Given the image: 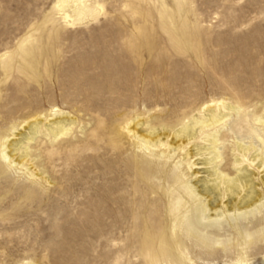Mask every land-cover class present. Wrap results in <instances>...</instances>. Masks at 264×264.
<instances>
[{
    "label": "rangeland",
    "instance_id": "1",
    "mask_svg": "<svg viewBox=\"0 0 264 264\" xmlns=\"http://www.w3.org/2000/svg\"><path fill=\"white\" fill-rule=\"evenodd\" d=\"M58 2L0 0V136L13 125L23 130L26 121L54 107L76 118L70 137L84 141L82 152L67 160L43 157L46 165L55 163L43 185L25 169L0 168V264H145L120 250L113 253L117 246L126 249L128 240L114 246L104 234L114 227L100 208L104 174L108 179L122 174L132 151L128 142L112 148L106 134L121 114L145 118L155 104L164 114L218 99L261 109L264 0H87L82 16L71 5L60 10ZM164 9L170 17L159 13ZM172 20L191 35L193 52L171 47L164 25ZM23 46L40 59L36 79L2 66ZM95 125L101 137H89ZM41 137L33 144L42 147ZM177 154L182 153L175 160ZM260 190L264 196V187ZM129 200L124 197L122 206ZM235 222L251 231L264 227V204L246 219L221 217L220 239L233 237ZM202 246L187 241L190 264H233L238 258L264 264V238L226 249Z\"/></svg>",
    "mask_w": 264,
    "mask_h": 264
},
{
    "label": "bare ground",
    "instance_id": "2",
    "mask_svg": "<svg viewBox=\"0 0 264 264\" xmlns=\"http://www.w3.org/2000/svg\"><path fill=\"white\" fill-rule=\"evenodd\" d=\"M84 1L87 0H59L58 7L63 10L71 5L73 13L82 16ZM159 13L170 17L165 9ZM62 14L70 20L68 13ZM164 29L173 50L193 52L191 35L179 31L173 20ZM133 51L129 52L137 56ZM146 52L151 55L152 48ZM35 56L30 47L23 46L9 55L2 66L5 71L16 68L36 79L40 75V59ZM157 106L145 118L118 115L106 134L112 148L128 142L132 149L123 173L111 179L104 174L101 187L104 202L100 208L114 222V227L104 234L115 242L114 246L118 240H128L126 249L117 246L113 253L120 250L125 258L137 257L145 264H190L191 255L186 251L188 240L204 248L226 249L264 238L263 226L251 231L236 222L231 224L233 237L223 241L218 233L219 219L225 214L246 219L264 204L260 190L264 187V105L259 110H249L238 102L218 99L203 102L192 110L185 109L187 104H183L169 114ZM33 118L24 121L23 130L13 125L8 129L9 134L0 136V168L25 169L35 183L43 185L50 182L48 168L55 166V163L46 165L43 157L67 160L82 152L84 141H78L79 136L77 140L70 137L76 118L67 112L53 107ZM96 125L88 132L89 137H101ZM82 127L79 126L81 131ZM234 134L239 138L233 137ZM40 135L42 147L33 144ZM244 138L251 142H243ZM254 138L259 144L255 145ZM222 148L228 152H222ZM176 153H182L177 154V160ZM127 196L130 204L122 206L121 200ZM150 200L152 205L145 206ZM120 213L126 217V226ZM248 263L241 258L233 262Z\"/></svg>",
    "mask_w": 264,
    "mask_h": 264
}]
</instances>
